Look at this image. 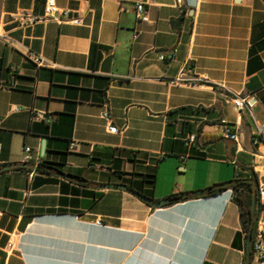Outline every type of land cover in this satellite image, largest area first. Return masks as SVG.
I'll list each match as a JSON object with an SVG mask.
<instances>
[{"label": "crops", "instance_id": "0c3cea01", "mask_svg": "<svg viewBox=\"0 0 264 264\" xmlns=\"http://www.w3.org/2000/svg\"><path fill=\"white\" fill-rule=\"evenodd\" d=\"M45 1L0 0V165L30 166L0 174V264H244L230 189L166 207L133 192L157 202L255 175L264 197V146L252 142L264 122V0H142L140 19V0H55L82 24L14 28L13 13L41 16ZM237 96L252 108L237 111ZM32 111L52 117L49 131Z\"/></svg>", "mask_w": 264, "mask_h": 264}, {"label": "built area", "instance_id": "2783aa9c", "mask_svg": "<svg viewBox=\"0 0 264 264\" xmlns=\"http://www.w3.org/2000/svg\"><path fill=\"white\" fill-rule=\"evenodd\" d=\"M135 12H136V18L140 19L144 14L146 13L145 6L142 0L136 3L135 6ZM59 10L56 6L55 0H46L44 5V13L41 16H35L29 13L24 12H16L11 15L12 22L14 23V28L16 29H26L33 27L39 23H43L48 20H57V21H65L69 22L73 25L80 26L82 24V20L80 18H70L67 17V15H58ZM7 33L3 29L2 23H0V40L7 39ZM171 56L168 55L167 57H161L160 60L170 59ZM28 62L33 65L36 69L47 66V62L40 57L39 55L29 52L27 55ZM184 71L191 73L192 68L190 63H186L184 66ZM16 73V70L14 67H10V74ZM181 79L180 77L174 79L172 83L179 82ZM17 82L12 81L9 85H7V88H16ZM233 104L237 111L248 109L250 110L252 108V104L249 103V100L242 99L241 97H234L233 98ZM104 118L109 122L108 129L110 131H113L114 128L111 125V121L108 118L106 114H104ZM32 119L34 121H44L45 123H49L50 119H48L43 112H33L32 111ZM222 135L225 139H228L232 142L238 143L239 136H240V129L236 125H230L225 124L223 125L222 129ZM195 142V135L194 134H188L185 136L184 139V145L187 148H190L191 145H193ZM252 142L254 145L262 144L264 146V122L261 125H258L256 128V133L252 139ZM76 144L71 143L69 150H75ZM24 151L29 154L30 149L25 148ZM90 168H93V166L90 165ZM263 200L264 199H260ZM1 214V213H0ZM96 225H100V221H96ZM263 233H264V225L260 226L259 229L256 230V235L254 239L253 244V250H252V260H254L257 263H264V239H263Z\"/></svg>", "mask_w": 264, "mask_h": 264}, {"label": "trees", "instance_id": "16d2710c", "mask_svg": "<svg viewBox=\"0 0 264 264\" xmlns=\"http://www.w3.org/2000/svg\"><path fill=\"white\" fill-rule=\"evenodd\" d=\"M181 21L182 18L180 17L178 19L172 20V24L174 27H177ZM15 74L16 73L12 74L14 81H16ZM45 115L48 119H50L49 123H45L44 121L37 122L43 124L47 131H49L54 120L47 113H45ZM22 170H30V166L27 164L17 163L0 165V174L6 171ZM35 170L42 171L41 166H37ZM143 181L148 182L150 185H153L155 182V175H145ZM228 189L232 191V201L238 207L239 211L240 230L234 237L233 245H242L246 255L244 264H250L252 260V250L256 230L260 225V186L255 175H252L248 179L231 180L225 183L215 184L197 192H181L171 194L165 199L167 203L164 206H172L174 204L186 202L189 200L216 196ZM248 238H250V245L247 248L246 242Z\"/></svg>", "mask_w": 264, "mask_h": 264}, {"label": "water", "instance_id": "95a60500", "mask_svg": "<svg viewBox=\"0 0 264 264\" xmlns=\"http://www.w3.org/2000/svg\"><path fill=\"white\" fill-rule=\"evenodd\" d=\"M44 150H45V139L42 140L41 142V146H40V152H39V156L40 157H43L44 155ZM109 187H116V188H121V189H128L127 187L125 186H120V185H108ZM131 191V190H130ZM133 192V191H131ZM137 197H139L140 199L150 203L152 206L154 207H162L164 206L167 201L166 200H162V201H157V202H153L151 201L149 198L145 197L144 195L140 194V193H137V192H133ZM250 245V238H248L247 242H246V246L247 248L249 247Z\"/></svg>", "mask_w": 264, "mask_h": 264}, {"label": "bare ground", "instance_id": "6f19581e", "mask_svg": "<svg viewBox=\"0 0 264 264\" xmlns=\"http://www.w3.org/2000/svg\"><path fill=\"white\" fill-rule=\"evenodd\" d=\"M261 199H264V197H263V198H261ZM261 210H262V211H264V203H263V200H261ZM260 226H263V224H262V223H260V225L257 227V229H259V228H260Z\"/></svg>", "mask_w": 264, "mask_h": 264}]
</instances>
